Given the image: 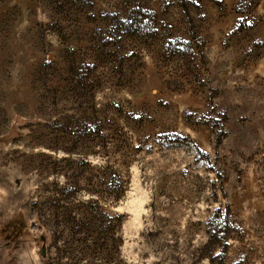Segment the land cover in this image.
<instances>
[{"label":"rangeland","instance_id":"374dc122","mask_svg":"<svg viewBox=\"0 0 264 264\" xmlns=\"http://www.w3.org/2000/svg\"><path fill=\"white\" fill-rule=\"evenodd\" d=\"M1 137L0 264H264V0H0Z\"/></svg>","mask_w":264,"mask_h":264},{"label":"trees","instance_id":"16d2710c","mask_svg":"<svg viewBox=\"0 0 264 264\" xmlns=\"http://www.w3.org/2000/svg\"><path fill=\"white\" fill-rule=\"evenodd\" d=\"M3 141H4V138L1 137L0 143H3ZM23 227H25V224H24L22 219H15V220L11 221L10 225H7V228H10V229H8V231H6V233H7L6 239H8L11 234H13V237L16 238V240H17L22 229H23ZM3 230H6V229L4 228Z\"/></svg>","mask_w":264,"mask_h":264}]
</instances>
